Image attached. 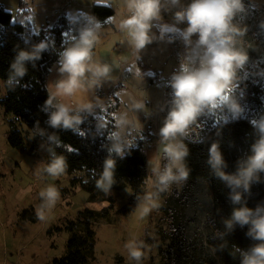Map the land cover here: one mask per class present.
Segmentation results:
<instances>
[{
  "label": "clouds",
  "instance_id": "1",
  "mask_svg": "<svg viewBox=\"0 0 264 264\" xmlns=\"http://www.w3.org/2000/svg\"><path fill=\"white\" fill-rule=\"evenodd\" d=\"M124 6L126 11L116 21V27L126 34V42L137 60L154 43L178 42L183 46L179 69L166 82L171 89L170 98L160 109L166 113L158 132L165 162L161 164L159 156L154 164L150 162L154 191L145 193L139 205L142 215H147L159 206L161 194L169 193L173 186L182 188L189 178L190 169L186 163L189 149L183 138L190 127L199 118L214 115L218 109L226 113L225 123L244 116L245 109L240 102L243 94L238 97L234 89L241 79L238 73L249 61L247 53L237 47V38L246 31L237 22L238 16L245 11V4L244 0H124ZM166 16L170 19L166 20ZM76 33L58 55V78L49 85L48 98L41 107L47 116L48 128L54 131L49 133L39 122L34 127L33 138L39 136L44 141L41 149L48 155L46 163L37 164L40 178H59L67 171L65 156L55 151V146L61 143L58 131L80 134L81 126L89 117L96 120L97 134L103 135L107 127L97 112V109L105 110L98 97L95 102L88 100L75 107L62 102V98H72L78 93L94 94L112 79V66L99 60L94 52L101 40L99 21L85 13L76 25ZM49 50L47 41L14 49L5 81L7 89L15 91L28 74V65L35 68ZM127 97L126 110L113 114V130L107 137L108 143L102 146L107 156L98 178L94 177L95 187L105 194L116 184V158L124 159L135 146L133 133L139 132L135 114L145 109L144 100L131 94ZM250 124L254 140L247 154L236 160L233 172L227 171L229 165L218 142L210 144L206 163L211 176L228 189L226 199L231 206L229 217L222 221L225 233L218 235L233 234L237 228L246 229L245 236L252 243L245 249H236L239 264H264V202L257 203L254 208L248 206L252 187L264 183V116ZM60 195L53 184L39 192L41 202L35 210L39 221L48 218ZM124 248L128 257L140 264L145 254L144 241L130 239Z\"/></svg>",
  "mask_w": 264,
  "mask_h": 264
},
{
  "label": "trees",
  "instance_id": "2",
  "mask_svg": "<svg viewBox=\"0 0 264 264\" xmlns=\"http://www.w3.org/2000/svg\"><path fill=\"white\" fill-rule=\"evenodd\" d=\"M113 14V9L108 6L94 5L92 9V17L99 23H104ZM28 16V11L22 6L14 17L0 7V80L5 86L0 106L10 117L7 144L14 150L21 149L25 140L23 128L18 125L34 133V127L39 122V126L49 133L54 131L48 128L47 116L41 111L49 95L45 81L51 68L56 65L59 53L76 36V25L82 20V17L71 20L62 14L51 27L32 33ZM40 41H47L50 50L43 54L35 68L28 65V74L15 91L8 90L5 81L15 55L14 49L26 48ZM247 55L246 72L240 70L238 73L241 79L234 92L238 97L243 93L240 102L245 109L244 116L238 121L225 123L226 113L218 109L214 115H210L209 124L202 134L190 132L183 138L189 149L186 160L190 169L189 178L179 192L160 196L166 200L167 227L160 230L157 236H152L146 228L138 239L143 240L146 247H154L160 241L166 243L158 251L162 264H239L236 249H245L252 243L245 236L246 229L237 228L233 234L218 235L225 233L222 221L229 217L231 206L226 199L228 189L211 176L206 163L210 144L218 142L229 165L227 171L233 172L236 160L247 154L254 140L250 121L264 116V39L257 42L255 49H247ZM170 91L166 86L164 92L167 100ZM104 105V111L97 109L99 118L107 124L103 135L96 133V120L92 117L81 126L84 136L71 131L57 132L61 143L55 146V151L65 156L67 173L76 175L73 182L88 194L90 202H106L107 205L98 211L84 209L74 218H61L46 230L52 240L63 232L68 234L64 255L53 258L50 264H91L95 250L94 226L107 220L113 211L112 195L95 187V178L102 171L107 156L102 146L108 143L107 137L113 130V114L118 110L119 102L114 98L105 101ZM39 141L43 140L37 136L31 147L36 149ZM116 159V184L111 191L129 192L125 206L118 211L120 216H129L139 207L145 182L152 177V173L148 170L147 157L141 146L131 149L130 155L124 159ZM160 162H165L163 154ZM85 180L88 182L84 183ZM260 202H264V183L252 187L248 206L254 208ZM20 215L23 220L32 223L38 220L34 210H24Z\"/></svg>",
  "mask_w": 264,
  "mask_h": 264
},
{
  "label": "rangeland",
  "instance_id": "3",
  "mask_svg": "<svg viewBox=\"0 0 264 264\" xmlns=\"http://www.w3.org/2000/svg\"><path fill=\"white\" fill-rule=\"evenodd\" d=\"M244 4L245 11L238 16L237 22L241 28L246 29V31L242 37L237 38V47L247 53V49H255L257 42L264 39V27L261 26L264 25V0H244ZM9 11H12V9ZM174 44L176 48L180 45L178 43ZM166 51V53H141L140 60L143 64L140 63V65L132 53L130 63L127 67L130 73L128 78L130 76L131 78H126L119 82L126 88L119 87V83H115L112 87L113 90L107 94L109 97L113 96L112 99L115 98L119 102V108L115 113L126 110V103L129 102L127 94H131L135 98L145 101V109L135 114L136 121L139 125V132L133 133V135L136 137L134 147L141 146L142 151L148 156V169H150V162L154 164L156 158L163 154L158 137L159 128L162 125L164 117V112H161L160 109L164 107L167 100L164 93L167 79L173 72L179 69L180 58L183 54L176 53V55H174L168 48ZM158 54L160 55L159 59ZM153 55L157 56L156 59H152ZM177 55H180L178 58L179 61L178 64H174ZM153 66L157 68V71L149 73L146 67L150 69ZM242 70L246 72L245 67ZM137 73H139V75H137ZM146 78L148 81L150 80L151 83L154 81L152 86H140L143 81L146 82ZM114 91H116V93ZM234 92H236V88ZM4 95L5 86L0 80V100ZM9 119L10 117L8 118V115H5L4 109L0 106V174H4V177L7 178H23L24 182L35 180L33 195L34 198L36 197L37 203L35 202L34 211L41 202L39 192L49 184L55 185L61 194L56 207L45 221L42 222L37 220L35 224H31L32 222L24 224L25 227L27 225L29 226L30 236H34L35 238L32 245L34 244L38 247L35 259L38 262L44 260L51 261L54 257L64 255L68 234L63 232L52 240L47 236L46 230L57 223L61 218H74L79 211L84 209L98 211L102 206H106L107 203L98 201L90 202L88 200V194L83 191L78 184L73 182L76 175H71L67 173V171L59 178L47 176L40 178L37 175V164L41 161L46 163L48 160L47 152L41 149L43 141H39L38 147L33 149L31 146L36 139V137L33 138L34 133L24 126L18 125V127L23 128L22 132L25 138L24 146L17 151H10L12 148L7 144L6 133L8 131L7 123ZM208 119H210V116L199 118L196 123L190 127L189 133L195 132L202 134L209 124ZM16 156L20 159V162H18L20 167H14L12 158ZM9 163H13V166H7ZM11 168L13 169L12 172ZM152 179L151 177L145 182L143 196L145 193L153 191ZM180 190L181 189H177L173 186L169 195L179 192ZM109 195H112L114 198V208L111 216L107 220L100 221L94 226L95 250L94 259L91 264H136L135 261L128 257L124 245L130 239H139L142 237L146 228H148L152 236H157L160 230L167 227L165 214L166 200L164 198H159L157 202L159 206L153 208L147 215H142V207L139 206L133 214L129 216H120L118 211L125 206L126 200L129 197V192L126 190H117L111 191ZM149 206H151V204ZM28 235L29 233H27V236ZM52 245L53 247H51ZM165 246L166 243L162 244L161 241L154 247L145 246L143 249L145 254L140 264H162L158 251L159 248L162 249Z\"/></svg>",
  "mask_w": 264,
  "mask_h": 264
},
{
  "label": "crops",
  "instance_id": "4",
  "mask_svg": "<svg viewBox=\"0 0 264 264\" xmlns=\"http://www.w3.org/2000/svg\"><path fill=\"white\" fill-rule=\"evenodd\" d=\"M94 5L108 6L114 11L112 17L104 23H100L101 40L94 51L99 60L112 66V79L110 81L111 83L109 82L110 84H105L102 89L97 90L94 94L90 93L85 96L78 93L72 98H62V102L68 103L73 107L88 100L95 102L97 97L103 103L107 100H111L113 96L109 97L107 94L113 90L112 87L115 83L123 81L130 75L127 67L130 63L132 49L126 42V34L121 33L116 27V21H118L126 11L124 0H0V7L7 11L12 9V11L9 12L13 17L19 12L21 6L28 11L29 16L27 17V21L32 33H37L43 28L51 27L62 14L71 20H77L79 17H83L85 13L92 17ZM165 19L168 20L170 17L166 16ZM70 43L71 39L66 46ZM182 47L181 44L176 48L174 43L170 45L154 43L142 53H166V49L168 48L171 53L176 55V53H183ZM179 56L180 55L176 56L174 64H178ZM156 57V55H153L152 59H156ZM159 57L160 55L158 54V59ZM137 61L139 65L140 63L143 64L140 59ZM146 68L149 73L157 71L155 66L150 69L149 67ZM57 78L58 73L56 71V65H54L45 81L48 90L49 85ZM130 78L131 76L128 79ZM147 78L146 82L143 81L140 86H152L154 81L151 83ZM118 86L126 88L120 83ZM114 92L116 93V91ZM6 133L8 134V131ZM13 150L14 149H10V151ZM146 157L148 158L147 155ZM15 158H12L14 167H20L18 164L20 159L17 156ZM7 166H13V163H9ZM148 170L150 171V169ZM12 171L13 169L11 168V172ZM34 184L35 180L24 182L23 178H7L4 177V174H0V264H50L51 262L50 260L38 262L35 259L38 247L34 244L32 245L35 238L34 236H30L29 226H24V224L31 222L23 220L20 215L24 210L35 209V202L37 199L36 197L34 198L33 195ZM27 233H29L28 236Z\"/></svg>",
  "mask_w": 264,
  "mask_h": 264
},
{
  "label": "snow or ice",
  "instance_id": "5",
  "mask_svg": "<svg viewBox=\"0 0 264 264\" xmlns=\"http://www.w3.org/2000/svg\"><path fill=\"white\" fill-rule=\"evenodd\" d=\"M12 22H15V21H12ZM241 94H243V93H241ZM79 135H80V136H84V133H83V132H80Z\"/></svg>",
  "mask_w": 264,
  "mask_h": 264
}]
</instances>
